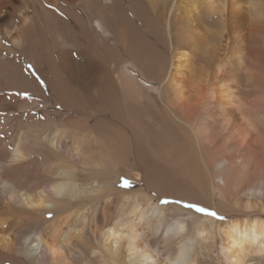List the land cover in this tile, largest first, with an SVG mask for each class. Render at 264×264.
Returning a JSON list of instances; mask_svg holds the SVG:
<instances>
[{"label": "bare ground", "instance_id": "obj_1", "mask_svg": "<svg viewBox=\"0 0 264 264\" xmlns=\"http://www.w3.org/2000/svg\"><path fill=\"white\" fill-rule=\"evenodd\" d=\"M199 14L216 16V30ZM0 84L72 113L67 125L19 129L14 145L15 124H0L10 142L0 159V264H133L115 247L123 233L144 257L156 239L136 243L137 225L118 228L124 214L151 211V236L167 211L196 218L147 192L122 193L120 170L156 193L233 206L245 217L214 227L197 215V236L218 231L228 264L264 255V0H0ZM153 155L185 164L170 178ZM242 193L249 198L238 203ZM70 214L80 228L67 226ZM186 244L153 264H197L183 258Z\"/></svg>", "mask_w": 264, "mask_h": 264}, {"label": "rangeland", "instance_id": "obj_2", "mask_svg": "<svg viewBox=\"0 0 264 264\" xmlns=\"http://www.w3.org/2000/svg\"><path fill=\"white\" fill-rule=\"evenodd\" d=\"M198 17L201 23L203 24L202 26H205L206 28H211V30H216L217 26L219 25V20L216 16H211L207 18L199 14ZM172 34H173V30L171 29V36ZM167 41L169 42L170 40H167ZM159 49H161L162 52L165 50L164 54L168 55V51L165 49V47L161 46V44H160ZM34 77H35L34 79L37 81L38 84L43 85L42 80L38 75H34ZM242 77L243 79H245V75ZM45 88L46 87L44 86V89ZM45 92H47L46 89H45ZM22 93L24 92H19L14 89L5 90L3 89L2 84H0V124L7 123L8 126H10L12 125V123H14L16 126L15 133L19 129H21L19 133L20 134L22 133L24 136L25 135L28 136L29 127L35 126L34 128H39L41 126L40 123L47 122L48 127H50L53 121L55 122L57 121V123L62 122L63 124H66V125L67 123L70 122L67 119V117L71 116L72 113L70 112V110L66 109L62 104H59V103L54 104L53 102L47 103L43 100L41 103H39L36 106L33 99H31L32 98L31 94L26 92L28 93V96L25 97L24 95H22ZM19 100H23L25 101V103H34V108L28 111L25 110V108L19 106L20 105ZM24 124H27V125L22 127V125ZM20 134L17 136V133H16V138H14L13 145L17 143L20 137ZM6 137L7 136H0V147H1L0 148V159H2V157L7 154L8 147L10 144V142H6ZM73 137L78 138L75 132L74 134H71L70 137L66 139L67 144L72 143ZM33 138L34 137H31L28 140L32 142ZM5 142L7 144V148L4 147L6 145ZM62 143L66 144L64 141H62ZM67 144L65 145L63 150H65V148H68ZM219 158H224V155L221 154ZM124 159L127 164L131 165V167L135 170V172L137 173L140 172L142 174V169L139 167L137 168L136 161L133 159L131 152H126ZM153 159L159 163V167L161 169L163 170L166 169L164 170V172L168 174L170 178H175L177 171H180L182 169V166L185 164V161L183 160L178 161L176 157L169 156V155H161V156L153 155ZM93 160L98 161L99 156L94 155ZM22 168H25V167H20L19 170L17 171H19L20 173H26L25 171L26 169H24L23 171L20 170ZM133 174L134 173H129L124 170H120L119 175L115 179L116 181L114 183V187H116V189L118 190H122L123 191L122 193H127V194H130V193L135 194L138 191L147 192L152 197L151 201L153 204L159 205V206L178 205L185 210L191 211L193 214H195L196 218H197V215L203 217V219H205V217L211 218L215 222L214 227H217L219 223L232 219L233 217H245L244 213H241V211L240 212L238 210H237L238 212H234L233 210L231 211L233 206L232 207L228 206V208L222 209L224 211L223 212L220 210L221 208L218 207L219 205H217V203H215L216 204L215 206L214 203L211 204V203H207L203 201L194 202L187 198L177 196L176 194L166 195V194L156 193L154 190L146 186L141 176L136 178L133 176ZM125 179L129 181L130 187L124 186L123 181ZM242 189H244V187ZM247 198L249 197L245 193H242L237 198H235V201L240 203L242 201H245ZM164 200H167L169 202L163 203ZM177 200L182 201V203H175V201ZM186 203H198L200 206L206 207L209 211L217 212L218 217H211V216L206 215L205 213H198L195 211V209H188L184 206V204ZM115 205L117 206L116 203ZM117 210L118 209H116V212ZM110 212H112V210ZM125 213H128V212H125ZM166 213H167L166 217L169 222H163L161 224V227L154 234V236H151L150 234L151 233L150 227L154 225H158V224L154 220L153 214L151 211H148L146 215H144V217L139 220L132 218V215L130 214L123 215L122 221L120 220L118 224L124 223V222L127 224L131 220L130 221L131 223L129 222L131 225H137V228H138L137 233L139 234V232H141V234H139L138 238L135 240L136 243L143 240V238L146 240L156 239V243H155L156 245L153 247L151 246L147 247L145 249L146 252L151 254V256L149 257H144L143 255H141L142 253L140 251H136V252L130 251V250L128 251L127 246H126L127 243L125 241L126 240L128 241L130 237L127 235V232H125L127 231V227H124V226H123L124 228L120 227L122 225L120 224L118 228L124 229L125 233H123L122 237L119 238L117 242H115L116 243L115 247L117 248L115 249L118 250L120 255H122V258L123 256H126L129 254L130 259L132 261L131 263L133 264H153L154 262H158L159 259L167 256V254H168V257H171L169 256L170 254L169 251L175 248V245L177 244L179 240H185L187 242L186 244L187 246L185 250V253H187V255L183 256L184 259L194 258L195 260H197V264H228L227 260L224 259V256L221 252V240H220V235L218 231L213 230L211 236H208V237L206 236L205 238L200 239L197 236L196 230L192 226V222H191L192 220H195L196 218H193L191 215H188V214H184L182 216H178L175 218L171 214V212L167 211ZM118 216H120V213ZM251 216L257 217L258 215L251 214ZM219 217H223L224 219H220ZM258 217H262L264 219L263 214L262 216H258ZM203 219L199 218L200 221H202ZM67 226L71 227L72 229H78L81 227L80 220L78 219V217L76 218L72 214H70V216L67 219ZM162 245H164L167 248L166 252L163 251L166 248L162 247ZM140 249L141 248H139V250ZM263 256H264L263 254H259V253L254 254V257H252L253 259L252 258L249 259L250 261H248L247 264H264ZM3 264H8V263H3ZM10 264H13V263H10Z\"/></svg>", "mask_w": 264, "mask_h": 264}, {"label": "snow or ice", "instance_id": "obj_3", "mask_svg": "<svg viewBox=\"0 0 264 264\" xmlns=\"http://www.w3.org/2000/svg\"><path fill=\"white\" fill-rule=\"evenodd\" d=\"M22 95L27 97L28 93L24 92V93H22ZM123 184H124L125 187H130V183L126 179L123 181ZM168 202L169 201H167V200L163 201V203H168ZM175 203H182V201L177 200V201H175ZM184 206L186 208H188V209H195V211L198 212V213H205L206 215L211 216V217H218V213L217 212L209 211L206 207L200 206L198 203H186V204H184ZM48 216H49V218H51L52 213H48ZM219 218L220 219H224L223 217H219Z\"/></svg>", "mask_w": 264, "mask_h": 264}]
</instances>
